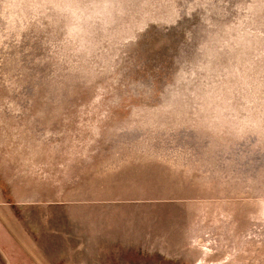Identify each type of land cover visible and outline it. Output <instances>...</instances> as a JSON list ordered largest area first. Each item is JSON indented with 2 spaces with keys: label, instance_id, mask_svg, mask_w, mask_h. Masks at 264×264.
<instances>
[{
  "label": "rangeland",
  "instance_id": "obj_1",
  "mask_svg": "<svg viewBox=\"0 0 264 264\" xmlns=\"http://www.w3.org/2000/svg\"><path fill=\"white\" fill-rule=\"evenodd\" d=\"M0 217L14 264H264V0H0Z\"/></svg>",
  "mask_w": 264,
  "mask_h": 264
},
{
  "label": "crops",
  "instance_id": "obj_2",
  "mask_svg": "<svg viewBox=\"0 0 264 264\" xmlns=\"http://www.w3.org/2000/svg\"><path fill=\"white\" fill-rule=\"evenodd\" d=\"M9 211V210H8ZM45 229H49L50 227H44ZM15 222L7 223L6 225L1 222V217H0V253H5L8 254L6 257L7 263L6 264H14L16 260L15 253L19 250L20 247L24 249V251L28 252L27 249L16 239L15 237ZM71 235V233H69ZM47 236H51L50 233H47ZM1 237H5L8 239V244L7 242H3L1 240ZM5 240V239H4ZM16 243H19L17 245Z\"/></svg>",
  "mask_w": 264,
  "mask_h": 264
}]
</instances>
